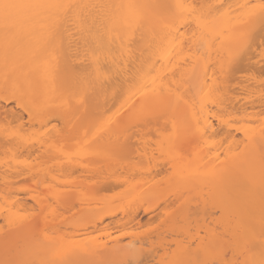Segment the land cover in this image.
Returning <instances> with one entry per match:
<instances>
[{
  "label": "bare ground",
  "instance_id": "6f19581e",
  "mask_svg": "<svg viewBox=\"0 0 264 264\" xmlns=\"http://www.w3.org/2000/svg\"><path fill=\"white\" fill-rule=\"evenodd\" d=\"M194 1L192 3V0H70V2L72 3L88 5L89 7L77 10L80 14L81 20L83 21L82 24L79 21L75 23L70 21L61 26L59 34L56 37V44L62 66L67 63L69 65L75 66L78 69H86L88 62L92 58L93 52H95L99 56V60L104 68V72L101 76V79L94 84L87 109H81L76 114V116L88 122L91 121V118L93 119L91 123H93L94 121V123L96 124L93 123L90 125H94L97 130H99V132L100 130H102L100 132L101 134H99L101 136V138L99 136V141H101V139L103 138L102 143L116 139L119 136H122V138L126 137L128 128L131 127L132 123L134 125L140 121L142 123V120L144 122L149 113L159 111L158 105L155 103V100L157 92L164 89L165 86H170L173 89L179 87L180 92L187 97L190 103L191 101L195 100V105L187 108V114L191 127L190 135L184 138V142H188L187 144L191 147V153L194 157L193 160L195 161H192V165L183 164L179 168H177L175 180L180 188H183V190H186L190 194H192L193 191L198 192L200 195L203 193L206 194V192H208L209 194L212 193L211 195L215 197L218 196V192L221 187L231 186L234 180L235 173L224 171L226 165L222 162L226 159L223 160V158H221V154L219 155L218 152L216 153V151L218 150L214 149L215 151H212L211 153L209 152L210 150H207L208 148H201V146H204V144L208 143L209 137L215 132L214 125L211 121L215 118L216 114L214 116V113L217 111H213V105L214 107H216V109H218V112H226L228 107H231L232 111L230 110L228 112L233 113L228 114H234L237 110H239V112L241 113V111L245 109V104H248L247 102L250 100V96L253 97L251 93H254V96L257 97L258 93L264 92V80H261L262 76H264V59L257 58V51L256 49H254L255 47L253 44L251 46L252 40H250V37L252 39L253 37H256L258 40H260V45L262 46V43H264V20H262L258 14H251L249 8L240 7V5L250 6L251 2L253 3H251L252 5L259 4L261 0H210L212 3L211 5L208 4V0H201L199 3H202V7L204 9L206 8L208 13L204 9L203 10L206 12H204L205 14H203V11L202 13L201 11H199L201 9H198L200 13H197V10L196 13L198 16L205 17L209 22V27L207 29L208 39L211 40L217 35L220 36V41H217V44L213 45L211 48L206 41H199V33H197L195 43L192 40L187 39L188 37L192 36V31L195 28L194 23L188 22L190 26H181L180 32L183 33V35L181 36L177 34L175 39H173L172 37L166 36L167 30L163 27V24L156 22L154 13L162 11L161 9H137L136 11L140 14L144 15L145 17L151 18L153 20V23H146L143 27L136 28L132 12L127 8L116 7L117 5L128 4L174 5L176 3H185L192 5L194 4ZM204 2H207V5ZM92 5H95L96 7H92ZM205 5L206 7H204ZM237 6L239 7V9L237 8ZM231 8L233 11L231 10ZM235 10H237L239 14L237 13V11L236 13H234ZM123 17H128V25L119 27L117 30L109 32L108 26L110 24V21L115 18ZM34 23H37V26H32L34 25ZM45 23L47 24L48 21L42 19L41 17H37L36 20L32 23V27H29L30 24L26 25L21 28L14 36L10 37V55L8 57L7 64L5 63L3 54L4 38L3 34L0 33V72L3 74L5 71L10 69L8 71H11L9 73L10 80L8 82V87L11 88L13 82L16 83L17 88L23 86L25 91L27 92V98L29 97L30 99H32L33 96L42 98L41 96L49 88L48 81L44 76L43 67H41L44 63L41 62L48 59V55L44 53L40 54V52H48L47 42L49 40V36L48 29L46 28L45 30ZM41 24H43V27ZM40 26L42 28L38 29L40 28ZM36 27L38 30L36 29ZM75 38L78 40H76ZM181 40L186 41L183 46H181ZM221 41L223 47L219 46ZM249 47L250 49H248ZM79 48L80 50H78ZM38 54H40V58L41 56H43L41 62L40 58H38ZM40 64L42 65L40 66ZM231 66L233 67L231 68ZM233 68L235 69L234 73L245 72L247 73L248 78L245 81L240 80L236 83V85L240 83V94L237 95V92H235V88H231L230 94H232V96L233 93H235L237 96L240 97L241 95H243V97H241L242 99H238L235 98L237 97L235 96L233 100L236 102L235 103L231 101L233 97L230 99L231 95L228 96L229 100L227 101L229 104H226L228 105L226 108L225 102L227 101H225L226 99L224 100L223 97L228 98L227 95L230 91H227V88L222 84L230 87V85H227L229 83L225 82L224 80L230 82L233 79L232 78L231 80H228L229 77L233 76H231V74H234L232 73L233 71L231 72V74L228 73ZM216 71L221 72L220 74H222V71H224L223 76L220 77L222 78L220 79L222 81H218L219 77L218 79H216V77L214 76L215 74H218ZM225 72H227L228 74H226ZM1 73L0 91L2 93L5 88V81L3 79L4 74L2 75ZM227 75L229 76L227 77ZM173 81H175L176 83H173ZM217 81L223 83L220 84ZM248 81H252V84H248ZM121 85V92H123V96L122 98L119 95L117 96L120 98L118 100L119 102L121 101V104L117 101L120 106L118 105L119 109L116 112L119 113L124 109L127 110L126 114L122 118H114L115 115H113V120L108 118L105 119L104 122L103 120H99V118L97 117L96 120V118H94L97 114L96 112L100 113V109L104 108L105 105V102L103 100H99L102 96V93L104 98L107 99L111 94L108 90H112L113 88V92H111L114 98V90ZM119 87L117 89H119ZM123 87H125L126 89ZM117 89L115 90V93L118 91ZM233 89L235 90L234 92ZM18 90L19 89H17V92ZM220 91H224V93ZM38 92L41 93L39 96H37V94H39ZM209 92L210 95H206V93ZM106 93L107 95L108 93L110 94L107 96ZM216 94L219 97V101H217L216 99L214 102H218L217 104L213 102V95H215L216 98ZM261 96L263 97L264 95L261 94ZM23 97L24 99L29 101V99L25 98V93ZM260 98V96L259 98H257L258 101ZM10 100L12 99L5 97L0 98V101L3 102V107L2 109H0V123L4 119H6L9 122H17L21 127L23 124L28 122V124H30L37 119L36 114H33L30 117L29 111L26 110L25 113L28 116V122L22 123L23 117H20L21 114L19 115L18 113H16V115L11 109H5L4 105L10 103ZM241 100H245V103L238 105ZM93 101L96 103H91ZM114 101H116V99ZM202 102H204L206 105L203 108V111L201 110ZM232 102L233 106H229L230 104H232ZM28 104L32 105L30 102H28ZM251 104L253 103L251 102ZM222 105L224 107H221ZM247 110L246 113H248ZM36 111L37 108L33 110L34 113H36ZM93 112L96 114L93 115ZM193 113H195V115H193ZM242 113L241 114L243 116H241L239 120L235 119L237 122H240L241 118H243L244 120V116L247 117L248 115L245 112ZM134 114L137 116L136 119L131 118ZM223 116L224 115H222V118ZM217 117L220 116L217 115ZM229 117H232V115ZM210 118L213 119L210 120ZM54 119L60 120L64 125L66 124V128L70 127V124L65 121V118H61L58 115H48L47 113L46 116L42 119L41 123L46 124L47 122H50ZM146 119L148 120V118ZM150 119H152V123L156 122L155 124H157L158 121L159 123L163 122V119L156 120L154 117ZM226 120H221L219 118V120H217V123L218 127H220L223 131L225 138L229 137L230 149L226 153V158H228V160L230 161L231 159L235 158L236 153L244 149L243 141L246 139L245 131H247L248 137H250L253 141L257 143L260 142L261 127L255 125V128L254 126H252V124L249 125L250 122H248L247 120L246 121L249 124H246V121L244 120V123L247 126L243 124L239 125V127L237 126V129L240 128L238 131L235 127L236 124L232 125ZM99 121L101 124L99 123ZM250 121L251 123L253 122L252 119ZM242 122L243 121L241 120V123ZM139 124L140 123L136 125L141 126V124ZM142 124H145V122ZM163 124H165V122ZM259 126H261V124ZM231 128L235 129L234 133H236V130L238 131L237 133L241 138L239 141L238 139H236L237 141L235 140L234 134L230 131ZM0 134V137L4 136L2 135V132ZM2 141H4V137L0 138V142ZM25 150L28 154H32V150H30V148L25 147ZM30 156L33 157V154ZM34 157L37 156L35 155ZM160 173L161 172H157L156 175H159ZM6 179V173H0V180L2 182H5ZM1 210L3 209H0V217H2L1 219L5 224V216L11 214L12 212L10 210V212H6V209V211H4V213L6 212V215L3 216L4 213L2 214ZM255 211L258 216V202ZM14 237L15 233L11 238ZM49 239L51 238L48 237V240ZM48 242L54 244L56 240L52 238V240L47 241V243ZM69 243L70 242H68V244L66 243L67 245L63 244L65 246L64 249L72 247L71 250L69 248L67 249L68 253H70V257L69 255L67 257L74 261H86V257H89L87 258V260H91L90 257H98L88 254L89 252L93 251L96 253L107 254L116 253L123 250L120 248V244L118 243H114L110 246H108L106 243L102 244L98 242L80 243L78 241L76 243L75 241V244L73 242H71L70 244ZM72 243L73 245L70 246ZM141 243L143 242H141L140 239L132 241L127 244V249H131L129 251H134V245L137 246L136 244L140 245ZM58 244H60L59 240ZM58 244H55V247L53 245L49 246L51 248L53 246L54 249L53 250L50 248V253L52 251H55V249L59 247ZM0 246L2 247V249L0 247V256H3L4 254L2 253L4 252V249L2 236H0ZM142 246L143 245L141 244V247ZM61 247L58 249L63 252L62 250L64 249H61ZM137 249L141 248L139 247Z\"/></svg>",
  "mask_w": 264,
  "mask_h": 264
},
{
  "label": "rangeland",
  "instance_id": "374dc122",
  "mask_svg": "<svg viewBox=\"0 0 264 264\" xmlns=\"http://www.w3.org/2000/svg\"><path fill=\"white\" fill-rule=\"evenodd\" d=\"M200 1L195 0L192 5L197 7V11L201 9L199 11L201 13L203 11V14H205L207 10L202 7V3H199ZM208 1V4L211 5V1ZM207 2L204 3L207 5ZM251 3L250 5L253 4ZM237 8L239 9L238 6ZM199 11L197 13H200ZM31 25L32 23L29 27L37 26V23ZM41 25L43 27V24ZM42 27L40 26L38 29ZM250 40H252V43L250 42L251 46L253 44L254 49L257 51L256 55L258 57H256L264 59V43L261 46L260 40L256 37H253V39L250 37ZM41 53L47 54L45 52ZM40 54H38V58H40ZM42 57L40 58V62ZM47 58L50 59V57ZM216 72L218 74L214 76L216 79L219 77V81L222 79L220 77L223 76L224 71H222V74H220L221 72ZM227 72L225 73H234L235 69L233 68L230 72ZM244 73L236 72L234 73L235 75L231 74L233 76L229 77L228 80L233 79L230 82L223 79L229 83H226L227 85H230L228 87L222 84L227 88V91H230L227 97L231 95L230 99L233 97L231 101L234 100L235 96L240 94V83L237 85L236 83L240 80L245 81L248 78L247 73ZM261 80H264V76H262ZM247 83L252 84V81H248ZM231 88H235L236 91L233 89V92H237V95L235 93H233V96L230 94ZM17 89H19L18 92L20 93L17 92V95L24 96L25 93V98H27V92L23 86ZM121 89L122 85L117 89V94L114 90V98L112 96L113 88L112 90H108L111 93H108V95L110 94L112 97L109 95L106 99L102 93L101 98H103L99 100H103L105 105L104 108L100 109V113L96 112V114L94 113L95 111L93 112V115H97L94 118L97 117L104 122L105 119L122 118L126 114L127 110L124 109L119 113L116 112L121 104V101L119 102L118 100L120 98L117 96L119 95L121 98L123 96ZM3 92L1 93L0 91V98L5 97V93ZM220 92L224 93V91ZM38 93L37 96L41 94L40 92ZM261 94L264 95V92L258 93L257 97L254 96V93H251L253 97L249 96L252 101L247 98L250 102L247 100L248 104H245V109L241 111V113H246L248 109V113L246 114L249 117L248 115L247 117L244 116V120L250 122L249 124L246 121V124H252L254 127L255 125L260 127L259 125L264 119V96L262 97ZM8 95L10 96L11 93L9 92ZM259 96L261 97V101L259 99L260 102L257 99ZM213 97L215 98V95ZM241 97L243 95L235 98L242 99ZM112 98L116 99V101ZM214 98L213 102L216 99L219 101L217 94L216 98ZM223 98L224 100L226 99L225 101L229 100V97ZM27 99L29 101L23 97L22 102H30L31 99L29 97ZM233 102L229 106H233ZM91 103L94 104L96 102L93 101ZM243 103H245V100H241L238 105ZM226 104H229L228 101L225 102ZM0 105V109H2L3 102L0 101ZM30 106L31 109L33 108L32 111L35 110L36 107H32L33 105L29 104V108ZM4 107L5 109H11L14 114H21L20 117H23V119L21 118L22 123L28 122V116L25 113L26 109L22 106H17L15 99L10 100V103L5 104ZM221 107L224 106L222 105ZM212 109L214 112L217 111L214 113V116L216 114L215 118H210V120L213 119L211 122L214 125L215 132L209 137L208 143L201 146V148H208L207 150H210L209 152L211 153L218 150L216 153L221 154V158L225 160L226 153L230 149V141L229 137L225 138L223 131L218 127L217 120L219 118L221 120L227 119L226 121L230 124H236V129L237 126L246 124L243 118L240 119V122L236 121L243 116V113L241 114L239 110L234 111L236 114H228L233 113L228 112L231 110V107H228L227 110L225 109L226 112H218V109L214 105ZM33 114L35 113L33 112ZM113 115H115L114 118H112ZM217 115L220 117H217ZM222 115H224L223 118ZM231 115L232 117H229ZM45 116L46 113L43 116H37L35 121L30 124H28L29 122L25 123L21 127L17 122H9L6 119L0 123V133L2 132V135H4V141L0 142V173L4 172L7 175L5 182L0 180V209H3L1 210L2 214L6 209V212L10 210L12 215L16 214L19 217L30 216L34 211L41 213L37 217L40 227L47 229V236L51 238L49 240H52V238L56 240L54 244L48 242L51 245L58 244V240L60 243L58 244V248L63 244H68V242L74 243L75 241L76 243L78 241L80 243H106L108 246L118 243L120 244V248L123 249H120L122 252L107 253L108 255H114L116 258L127 256L136 261H142L143 264H158L164 256V246L171 245L181 235L179 231L180 225H183L185 228L191 226L193 232H195L197 226L201 228L206 225L215 226L218 218V203L216 201H218L219 196L214 197L211 195V191V194L206 192V194H201L202 196L198 192L193 191L192 195L183 190V188H180L176 183L177 168L183 164L192 165L195 160H193L191 147L187 144L188 142H184V138L180 141L179 155L169 153L167 149L161 150L158 141L163 139L161 132L165 127V124H163L164 120L161 123L158 121L155 124L156 122L152 123V119L146 117L148 120L145 118V124H142L144 123L143 120L142 123L141 121H136V124L140 123L141 126L136 124L135 126L132 123L131 127L128 128L126 137L122 138V136H119L116 139L102 143L103 138L99 141L101 138L99 134H101L102 130L99 132L94 125H90L94 123V121L91 123L92 118L91 121L89 119L90 122L82 120L77 116L72 117L70 121L65 118V121L70 124V127L66 128L67 125L65 124V126L58 119L42 124V119ZM249 119H252L253 122L251 123ZM241 120L243 121L242 123ZM168 128H171L170 123L168 124ZM237 130L234 133L235 129H230L234 134L235 140L238 139L239 141L241 138ZM25 147L32 150L33 157L30 156L32 154L26 152ZM35 155L37 157H34ZM157 172L161 173L156 175ZM53 208L56 210L53 211ZM5 213L3 216L6 215ZM45 216H47L46 221L44 219ZM1 218L0 226H4ZM13 234L11 237H13ZM137 239L143 242L141 243L143 246L141 247V244L138 245V243L136 244L137 246L134 245V251H129L131 249H127V244ZM50 244L49 246H51ZM64 245L61 249H64ZM53 246L52 248L49 247L50 251L53 249ZM138 246L142 250L137 249L139 248ZM58 248L55 250H59ZM68 248L71 250L72 247ZM68 248L62 251L63 253L66 252L67 256L69 255L70 257ZM0 258H3V256L1 255ZM87 258L89 257H86V261H88ZM90 258L92 260V258L97 259L99 257Z\"/></svg>",
  "mask_w": 264,
  "mask_h": 264
},
{
  "label": "snow or ice",
  "instance_id": "6c2138e0",
  "mask_svg": "<svg viewBox=\"0 0 264 264\" xmlns=\"http://www.w3.org/2000/svg\"><path fill=\"white\" fill-rule=\"evenodd\" d=\"M86 7L89 6L72 3L70 0H0V33L4 38L3 54L6 64L10 55V37L24 26L33 23L37 17L48 21L44 26L48 29L47 55L50 59H46L42 67L49 88L42 98L33 96L30 100L37 108V116L47 113L70 121L81 109H87L94 84L101 79L104 68L95 52L87 68L78 69L67 63L62 66L57 51L56 37L61 26L70 21H79L82 24L77 10ZM116 7L127 8L132 12L136 28L153 23L151 18L140 14L137 9H161L162 11L154 15L156 22L162 23L167 30V37L175 39L177 34L182 36L181 26H190L188 22H191L195 24V28L188 40L195 43L199 33V41H206L210 48L220 41L219 35L208 39L209 22L205 17L197 15L195 5L128 4ZM240 7L249 8L251 14H258L264 20V0L259 4ZM128 23V17L115 18L110 21L108 31L117 30ZM180 43L183 46L186 41L181 40ZM219 46L223 47L222 41ZM3 79L5 98L15 99L17 106L28 110L31 117L33 111L28 103L22 102L23 97L17 95L16 83L13 82L12 87H8V71L4 72ZM206 95H210V92ZM155 103L159 111L149 113L148 117L165 121L161 132L163 139L158 141L161 150L167 149L169 153L179 155L180 141L190 135L191 124L187 108L194 106L195 100L190 103L179 87L173 89L165 86L157 92ZM205 106L202 102V111ZM131 118L136 119L137 116L134 114ZM260 127L259 143L248 137L245 131L244 149L236 153L234 159L229 161L226 158L222 162L226 165L224 171L234 172L235 175L231 186L221 187L219 190L218 218L215 226H197L193 232L191 226L185 228L180 225L181 235L171 245L164 246V256L158 264H264V120ZM257 202L258 216L255 211ZM55 210L53 208V211ZM40 215L41 213L34 211L30 216L19 217L10 214L5 217L4 226H0L4 249L0 264H143L142 261L127 256L116 258L114 255L94 251L88 254L99 258L88 261L71 260L60 250L50 254L47 229H42L37 219ZM44 219L46 221L47 216ZM13 233L16 235L10 239Z\"/></svg>",
  "mask_w": 264,
  "mask_h": 264
}]
</instances>
